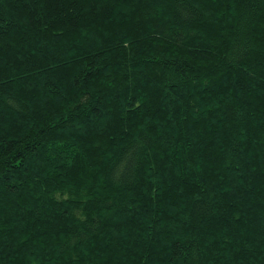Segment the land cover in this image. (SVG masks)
I'll list each match as a JSON object with an SVG mask.
<instances>
[{
    "label": "trees",
    "instance_id": "trees-1",
    "mask_svg": "<svg viewBox=\"0 0 264 264\" xmlns=\"http://www.w3.org/2000/svg\"><path fill=\"white\" fill-rule=\"evenodd\" d=\"M0 264H264V0H0Z\"/></svg>",
    "mask_w": 264,
    "mask_h": 264
}]
</instances>
